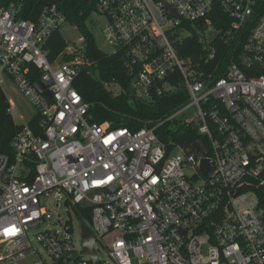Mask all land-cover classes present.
Listing matches in <instances>:
<instances>
[{"label":"built area","instance_id":"obj_1","mask_svg":"<svg viewBox=\"0 0 264 264\" xmlns=\"http://www.w3.org/2000/svg\"><path fill=\"white\" fill-rule=\"evenodd\" d=\"M95 13L136 97L186 87L189 101L166 121L208 143L196 154L170 148L157 133L163 122L93 121L75 86L83 45L73 61L63 58L69 46L53 60L47 49L66 16L47 0H0V90L20 127L0 150V264H95L102 249L116 264H264V0H97ZM187 22L211 58L218 35L243 38L224 76L179 54ZM21 97L32 108L20 123ZM75 220L96 238L97 258L77 249ZM42 224L36 238L49 261L29 236Z\"/></svg>","mask_w":264,"mask_h":264},{"label":"trees","instance_id":"obj_2","mask_svg":"<svg viewBox=\"0 0 264 264\" xmlns=\"http://www.w3.org/2000/svg\"><path fill=\"white\" fill-rule=\"evenodd\" d=\"M47 1L56 4L67 21L77 25L84 36L83 48L80 51L84 62L80 64L75 86L89 105V113L93 121H109L114 128L127 127L132 130L156 126L163 122L157 128V133L170 148L181 145L196 154L204 153L202 143H208V140L197 128L178 120L166 121L172 112L189 101L190 96L186 87L183 86L178 93L142 100L133 92L132 78L121 55L107 53L98 47L88 25L89 19L95 12L97 0ZM217 14L227 20L226 14L222 11ZM214 20L216 26L222 28L217 18ZM183 25L191 31V34L185 37L183 42L176 43V48L182 57L200 61L206 75L213 73V76L220 78L225 75L233 62L238 61L244 43L242 37L237 36L227 41L223 33L218 35L213 42L216 53L211 58L204 44L199 40V33L193 23L187 22ZM67 46L68 42L60 29L56 30L47 43L50 58L53 60L64 53ZM72 55L73 53H65L63 58L70 60ZM110 82L120 85L121 90L115 92L114 89L109 88L107 84ZM9 107L8 99L0 90V150L2 151L10 148L11 141L20 128L15 124ZM78 209L83 212L87 220H90V210L82 207Z\"/></svg>","mask_w":264,"mask_h":264},{"label":"rangeland","instance_id":"obj_3","mask_svg":"<svg viewBox=\"0 0 264 264\" xmlns=\"http://www.w3.org/2000/svg\"><path fill=\"white\" fill-rule=\"evenodd\" d=\"M104 24H105V18L103 16H101L100 14H97L95 12L92 14L91 18L88 21V25L90 27V30L93 33L94 39H95L98 47L107 53H111L113 51V48L108 43V41L105 39L103 32H102V27ZM60 31H61L62 35L64 36V38L66 39V41L68 42L69 53H70V51L72 52L74 49H77L78 47H80L82 45L81 36H83V34L77 25H74L70 22H65L61 26ZM72 56L73 57L68 61H73L75 59L74 52H73ZM64 59H65V57H64ZM21 101H22V106L19 107L18 109H16V112L14 113L16 121H18L20 123L23 122L20 114H23L24 110H26V109L31 110V108H32V105L30 104V102L26 98L21 97ZM189 112H193V109H190ZM177 152L178 151L175 150L174 154H176ZM45 228H46V225H44V224L37 226V227H34L30 230L29 236H30L32 243L36 247L41 249L44 256L49 261V257L47 256L46 252L42 249V247L40 246V244L36 238V234L38 232L44 230ZM74 238H75V245H76L77 249H81V247H82V233H81L80 221H78V220L74 221ZM95 264H116V262L109 255L107 250L102 249L99 253V259L96 261Z\"/></svg>","mask_w":264,"mask_h":264},{"label":"water","instance_id":"obj_4","mask_svg":"<svg viewBox=\"0 0 264 264\" xmlns=\"http://www.w3.org/2000/svg\"><path fill=\"white\" fill-rule=\"evenodd\" d=\"M208 166H209V161L204 159L203 160L204 172H207ZM81 230H82V245L84 247L82 255H90L92 258H97L98 254L94 248L96 238L94 237L91 230L88 228V226L84 222H81ZM75 257H77V255H75Z\"/></svg>","mask_w":264,"mask_h":264}]
</instances>
